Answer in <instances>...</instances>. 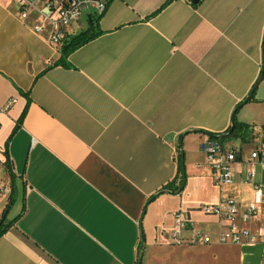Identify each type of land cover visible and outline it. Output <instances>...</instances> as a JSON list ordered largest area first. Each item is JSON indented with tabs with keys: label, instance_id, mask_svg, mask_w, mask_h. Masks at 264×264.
<instances>
[{
	"label": "crops",
	"instance_id": "obj_1",
	"mask_svg": "<svg viewBox=\"0 0 264 264\" xmlns=\"http://www.w3.org/2000/svg\"><path fill=\"white\" fill-rule=\"evenodd\" d=\"M91 14L68 34L93 24L96 37L64 58L36 8L22 18L0 0V264H264L263 244H220L230 223L200 210L247 206L264 183L235 163L214 186L202 151L233 121L264 130V0H108ZM250 141L229 146L248 160ZM179 210L192 227L177 235ZM235 222L259 235L264 214ZM197 233L223 248H190Z\"/></svg>",
	"mask_w": 264,
	"mask_h": 264
},
{
	"label": "built area",
	"instance_id": "obj_2",
	"mask_svg": "<svg viewBox=\"0 0 264 264\" xmlns=\"http://www.w3.org/2000/svg\"><path fill=\"white\" fill-rule=\"evenodd\" d=\"M15 2L19 6L20 16L26 18L28 12L37 9L38 13L44 20L45 24L51 26L49 43L57 52L62 50L69 42L70 35L68 28L77 24L87 12H92L91 18L101 17L107 8L108 0H8ZM43 26L36 28L42 31ZM10 105L8 103L7 107ZM6 109V108H5ZM5 109L1 110L4 112ZM248 137L251 139L247 142L251 146V152L248 160H243L244 154L242 149L232 148L230 143L218 145L209 139L203 146L202 151L206 154L211 169L212 181L214 186L223 187L231 183V168L235 163L245 164L246 179L252 182L257 175V167L264 171V130L256 131L249 127ZM244 143L243 140L239 139ZM200 210L209 216L230 223L224 232L219 235L220 244L234 245H264V226H262L259 235H252L247 230L241 229L236 225L237 215L243 219H256L264 214V183L262 179L254 185V196L251 204L241 206L234 198L220 201L217 204L205 205ZM176 234L180 235L182 230H189L192 225L185 220L182 211L175 214ZM193 244L207 245L211 244V239L206 234L197 233L192 238Z\"/></svg>",
	"mask_w": 264,
	"mask_h": 264
},
{
	"label": "trees",
	"instance_id": "obj_3",
	"mask_svg": "<svg viewBox=\"0 0 264 264\" xmlns=\"http://www.w3.org/2000/svg\"><path fill=\"white\" fill-rule=\"evenodd\" d=\"M95 37H96V33L94 32V27L92 24V26L87 31L78 34L77 36H75L74 38H72L70 40V42L63 48L62 56L64 58H67L69 55H71L73 52H75L76 50H78L82 46L89 43ZM253 97H254V95L252 96L251 99H253ZM249 101H251V100H249ZM24 116H25V112L22 115L21 119L19 120L18 125L21 124V122L24 119ZM229 130L223 135H219V136L210 135V139L213 140L216 144L222 146L226 143H230L231 141H235V140H239V139L246 141L248 138V134H249V126L248 125L241 124V123H238L235 121L234 131L232 133H229ZM7 168L11 174V166L9 164H8ZM179 172L181 175L180 185L178 188H175L174 190H172V193H178L179 194L184 190V187H185L186 174H185V165H184V161H183L182 156L180 157V160H179ZM13 204H14V192L12 191L9 203H8V205L4 211V216L7 215V213L12 208ZM5 231H6V228L3 225V223H1V225H0V238L3 236Z\"/></svg>",
	"mask_w": 264,
	"mask_h": 264
},
{
	"label": "rangeland",
	"instance_id": "obj_4",
	"mask_svg": "<svg viewBox=\"0 0 264 264\" xmlns=\"http://www.w3.org/2000/svg\"><path fill=\"white\" fill-rule=\"evenodd\" d=\"M264 90V81H263V89L262 91ZM248 141L250 140L249 138H247ZM234 141H231V143H233ZM190 248H193V249H196V250H207V249H211V250H218V249H221L223 247H219V246H210V245H206V246H191ZM255 252H257L259 254V251H261V248L259 247H256L255 249ZM247 249L246 248H243L242 252H246ZM207 255V254H206ZM212 257L210 256H203V255H198V254H192L191 255V264H214L212 261Z\"/></svg>",
	"mask_w": 264,
	"mask_h": 264
},
{
	"label": "water",
	"instance_id": "obj_5",
	"mask_svg": "<svg viewBox=\"0 0 264 264\" xmlns=\"http://www.w3.org/2000/svg\"><path fill=\"white\" fill-rule=\"evenodd\" d=\"M199 1H200V0H192V3H193V4H198ZM263 54H264V52H263ZM263 78H264V69H263V71H262V76H261V78H260V82L263 80ZM252 95H253V94H251V95L249 96V98L246 100V102H248L249 100H251ZM234 129H235V122L233 121V123H232V127H231L230 130H229V133H232V132L234 131Z\"/></svg>",
	"mask_w": 264,
	"mask_h": 264
}]
</instances>
